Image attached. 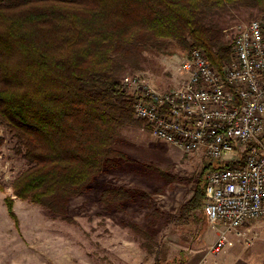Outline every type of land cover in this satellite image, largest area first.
Masks as SVG:
<instances>
[{
    "label": "trees",
    "instance_id": "obj_1",
    "mask_svg": "<svg viewBox=\"0 0 264 264\" xmlns=\"http://www.w3.org/2000/svg\"><path fill=\"white\" fill-rule=\"evenodd\" d=\"M227 5L264 17V0H0V120L27 141L33 164L12 184L13 196L58 211L117 154V134L135 115L114 59L140 53L143 34L200 48L221 72L232 52L214 50L200 16ZM204 190L187 208L203 207ZM4 204L17 225L12 197Z\"/></svg>",
    "mask_w": 264,
    "mask_h": 264
},
{
    "label": "rangeland",
    "instance_id": "obj_2",
    "mask_svg": "<svg viewBox=\"0 0 264 264\" xmlns=\"http://www.w3.org/2000/svg\"><path fill=\"white\" fill-rule=\"evenodd\" d=\"M262 16L255 8L227 5L204 8L200 18L214 50L230 54L236 27ZM140 39V53L114 59L120 86L132 74L157 91L179 86L177 69L191 50L151 34ZM26 145L0 120V264H185L203 254L210 227L203 207L187 208L205 184L203 153L184 154L159 141L131 115L115 139L117 154L64 208L51 211L13 196L12 184L33 165ZM7 196L17 225L6 211Z\"/></svg>",
    "mask_w": 264,
    "mask_h": 264
},
{
    "label": "built area",
    "instance_id": "obj_3",
    "mask_svg": "<svg viewBox=\"0 0 264 264\" xmlns=\"http://www.w3.org/2000/svg\"><path fill=\"white\" fill-rule=\"evenodd\" d=\"M177 70V87L157 91L132 74L121 92L154 138L184 154L203 153L210 169L203 210L217 231L208 251L219 254L228 234L241 239L247 224L264 221V17L236 27L231 61L221 72L200 48L184 55Z\"/></svg>",
    "mask_w": 264,
    "mask_h": 264
},
{
    "label": "crops",
    "instance_id": "obj_4",
    "mask_svg": "<svg viewBox=\"0 0 264 264\" xmlns=\"http://www.w3.org/2000/svg\"><path fill=\"white\" fill-rule=\"evenodd\" d=\"M242 231L244 237L241 239L234 233L228 234L225 249L219 254H212L208 249L215 242L217 231L207 230V245L203 254L197 257V261L191 260L185 264H264V221L250 222Z\"/></svg>",
    "mask_w": 264,
    "mask_h": 264
}]
</instances>
